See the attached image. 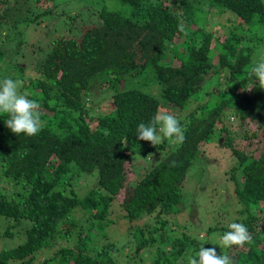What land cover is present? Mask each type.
I'll use <instances>...</instances> for the list:
<instances>
[{
  "label": "trees",
  "instance_id": "16d2710c",
  "mask_svg": "<svg viewBox=\"0 0 264 264\" xmlns=\"http://www.w3.org/2000/svg\"><path fill=\"white\" fill-rule=\"evenodd\" d=\"M53 1L30 17L17 9L26 7L20 1L0 0V33L17 43L0 49V80L21 79V90L41 104L43 121L27 137L14 135L0 115V240L17 225L26 237L0 248V264H188L201 245L218 248L233 264H264V89L249 75L264 62V0H117L118 10L75 15L71 38L48 42L41 62L18 63L21 31L54 17ZM213 16L226 31L216 38L203 28ZM161 108L181 121L182 144L138 140L137 126ZM226 108L251 121L249 134L223 124ZM221 135L237 161L228 175L241 208L227 224L218 221L223 206L198 210L184 195L186 172L203 145ZM236 138L247 144L234 148ZM140 172V183L132 184ZM73 183L89 197L84 211L65 220L78 202ZM113 203L124 212L116 219ZM183 212V226L195 234L178 231ZM146 218L155 225H136ZM231 222L251 234L243 247L212 241ZM99 228L105 235L91 246ZM121 237L123 254L115 246Z\"/></svg>",
  "mask_w": 264,
  "mask_h": 264
},
{
  "label": "rangeland",
  "instance_id": "374dc122",
  "mask_svg": "<svg viewBox=\"0 0 264 264\" xmlns=\"http://www.w3.org/2000/svg\"><path fill=\"white\" fill-rule=\"evenodd\" d=\"M21 2V4L25 5L26 7H18L17 9L20 11H27L28 15L31 16V11L36 7L37 9H40L42 7H45V5L48 2H51V0H39V3H35V0H29V3H25L24 0H18V2ZM55 6H57L56 11L53 13L55 15L54 17L48 19H44L41 21H38L37 23H34L32 27L28 30H22V43L23 45L20 47V51L23 50V55H19V57L16 59L18 63H23L24 56L26 54V63H37V61L41 62L43 60V56L48 50V42H56V40L59 37H63L65 39L71 38L70 37V28L74 29L75 27L73 24L74 22V16L77 14L87 15L92 14L93 12H96V9L105 8L108 11H115L118 10L121 7V4L117 0H54L52 2ZM221 19L219 17L213 16L206 20L203 28H207L206 30L212 31L214 34V37L216 38L217 35L223 33L225 34L226 31H217L220 27H222L223 23H220ZM10 32V31H7ZM260 32V30H258ZM12 35L13 33L10 32ZM6 33H0V49L9 51L10 49L15 48L17 45L16 42L8 43L6 41L7 35ZM262 34V32H261ZM264 39V33L262 34ZM24 40V41H23ZM12 47V48H11ZM37 47H40V50L38 51V56L33 57L30 55L32 51H35ZM264 49V48H263ZM263 55L264 52H261L259 56ZM37 60V61H36ZM12 61V60H11ZM214 78H212L213 80ZM212 86L216 85L215 81H212ZM252 88L249 87L248 91H251ZM190 110V109H189ZM227 112V111H226ZM185 115L187 112H183ZM184 116V115H182ZM223 124L227 127H233L230 128L231 131H234L236 135H240L245 132V130H248V125L239 126V123L237 122H230V119H228V115L225 116L223 120ZM249 133L251 130H248ZM221 138H213L210 143L207 145H203L201 148V156L200 159H197L198 161H201L202 163H205V165L201 164L200 168H197L196 170H192L194 166H192L185 175V178L188 177L189 184L186 188H184V195L186 198L194 199L195 202L198 203V210H203L204 208L208 211L213 209L214 207H220L223 206V209H220L222 212V216L220 218H223V223H228L232 218H234L237 214V212L241 209L240 206L237 204L238 200L236 198V195L234 193V182L229 178V171L233 165H236V158L231 153V150L229 146H224L225 139L224 135H221ZM247 144V142L243 139L236 138L235 141L232 143V146L234 148L237 147H244ZM135 163H140L141 165H146L145 161H136ZM204 166V167H203ZM214 169H213V168ZM208 185V190L210 192H207L204 198L207 199V201H199L195 199L194 191L197 187H202ZM84 192H86V188L83 189ZM111 215L110 217L112 219H116V217H120L124 214V212L121 211V209L116 205V203H113L110 208ZM217 216L214 215L213 218ZM165 218H168L165 216ZM212 218V219H213ZM180 226H183L185 223L189 222V217L183 212V214L180 216L179 219H177ZM142 221H136V225H143V224H150L155 225V221H151V219L146 218ZM118 222V221H117ZM117 222H115V225L111 226L108 231V236L113 237L116 234V231L114 228L116 227ZM210 223V222H209ZM213 222H211L212 224ZM205 227L206 223H204ZM211 226V225H210ZM117 228V227H116ZM13 235L11 237L6 238L5 240H0V248L4 245L5 248H8L13 245H17L20 242H22L26 237L24 234L20 235L17 231H21L18 229V225L12 227ZM104 229H100L97 231V233L92 234L91 239V246L93 239L96 235H105ZM181 231H187L189 234L194 233L195 229L190 227L189 225L183 226L178 230ZM15 232V233H14ZM167 233H165V237L171 238V231L166 230ZM200 239L206 238V230H203L202 232L196 233ZM100 239H97L99 241ZM96 240H94L95 244L98 243ZM215 243H219L220 239L212 240ZM221 243V242H220ZM116 250L118 253L123 254L126 249V243L125 240L121 237L118 242L116 243ZM234 247V246H233ZM218 249V248H217ZM216 249V250H217ZM190 253L188 252L187 256L189 257ZM220 254V253H218ZM131 264H135L132 263Z\"/></svg>",
  "mask_w": 264,
  "mask_h": 264
},
{
  "label": "clouds",
  "instance_id": "9594fccd",
  "mask_svg": "<svg viewBox=\"0 0 264 264\" xmlns=\"http://www.w3.org/2000/svg\"><path fill=\"white\" fill-rule=\"evenodd\" d=\"M221 22L223 23L224 21L221 20ZM217 31H222V28L220 27ZM39 48L40 47H37L36 50ZM23 50L24 49L20 51V56L23 55ZM25 62L26 58L24 57L23 63ZM37 63H39V61H37ZM249 75L254 76L260 87L264 89V62L257 63L253 66ZM23 83L24 82L21 79H13L11 77H5L0 80V115H6L8 117L4 123L14 135L23 134L27 137H32L37 135L43 126V121L41 119V104L37 100L30 99L28 94L21 90L23 88ZM225 112V116L228 115L230 122H237L239 123V126L248 125V130H251L252 125L248 118H241V116L235 113L232 109L226 108ZM216 127H219V123L216 124ZM248 130H245V132L249 134ZM136 134L138 140L149 142L153 147L160 145L165 139L172 143L179 144H182L185 141V129L182 127L181 121L176 115L169 113L165 108L159 109L147 124L141 122L137 126ZM224 146L226 145L224 144ZM149 156L152 155L150 154ZM201 164L205 165V163H202L201 161H194L191 165V167L194 166L192 170L200 168L201 166L199 165ZM172 166H175V162L172 163ZM144 173L145 172H140L136 178L137 181L132 182V184H135L136 182L140 183L141 180L139 179ZM94 175L95 173L90 176L88 180L92 181ZM185 181L186 183L188 182V177L185 178ZM70 185L76 193L78 202L65 220L72 219L74 213L77 214L84 211L82 210V203H84L85 199L89 197L86 196L87 194L83 191V188L80 187V185L75 183ZM187 186H185V188ZM123 187L124 184L119 190L120 193L124 191L125 188L123 189ZM207 192H210V190H208V185L207 187H197L194 191L195 199L199 201H207V199L204 198ZM66 222L68 223V221ZM227 227L228 231L220 236V242L224 248H231L233 246L243 247L250 242L251 234L243 223L231 222ZM18 229L21 230L17 231L21 235L24 228L21 227ZM188 264H233V259L227 254H222L221 252L218 254L215 247L206 248L204 245H201L199 251L189 257Z\"/></svg>",
  "mask_w": 264,
  "mask_h": 264
}]
</instances>
